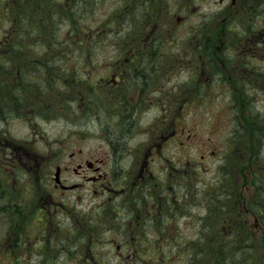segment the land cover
I'll list each match as a JSON object with an SVG mask.
<instances>
[{
    "label": "rangeland",
    "instance_id": "374dc122",
    "mask_svg": "<svg viewBox=\"0 0 264 264\" xmlns=\"http://www.w3.org/2000/svg\"><path fill=\"white\" fill-rule=\"evenodd\" d=\"M144 1L136 0L135 4L140 6ZM261 1L161 0L165 9L161 15L163 22H158L161 29H136L134 42L140 35L149 36L147 42H151L152 46L146 43L142 48L148 50L152 47V51L159 52V76L165 75L167 69H171L168 70L171 76L163 79L162 90L155 92L154 89L149 93L153 103L138 112V121L128 134L123 132L126 125L121 124L116 116V107H97V100L106 95L102 88L89 94L92 100L88 103L92 106L89 112L84 113V103L81 104L82 110L76 106L77 102L71 103L70 100L81 90L84 93L88 73L92 78L90 81L107 74L110 64L118 61L130 46L127 42H118L119 34L110 32L115 14L118 9H123L119 7L118 0H39L41 6L36 16L34 7L25 0L24 20L13 19V15L2 16V1L0 38L13 28L15 37L11 46L25 50V55H20L26 58L24 74L29 84L27 89L31 91V99L36 100L25 102L20 92H10L16 100L4 103L8 112L4 110L7 116L0 120V130L6 131L11 140L21 143L30 154L26 156L30 163H47L48 167L44 170L47 184L52 180L51 165L54 161L51 153L61 149V163L69 162L71 152H74L73 165L77 161L97 158L100 171L105 172L106 180L111 181L110 189L119 188L120 180L128 176L133 151L144 147L148 142L149 125L162 115L157 101L164 95H171L172 85L180 83L186 74L195 70V60H188L191 58L188 53L196 52L190 39L197 34L199 27L203 39L201 51H209L204 47L211 48V52L218 47L220 51L230 53L246 50L244 64L248 65L249 71L244 72L242 92L238 91V83L231 82L218 88V93L222 92L220 94L226 98H217L215 91L205 87L200 91L199 104L194 100L181 109L169 111L165 108V130L185 132L182 137L165 140L160 154L148 161L151 180L159 182V179H165V207L160 214H153L152 221L146 219L147 233L144 236L139 231L143 227L138 224L131 227L134 233L124 234L117 228L114 234L107 229L108 222L101 216L103 210L99 208L101 201L112 196L109 204L113 206V201L118 202L119 199L117 191H107L105 179H88L98 176L91 171L78 174L79 177L73 172L65 174L68 179L80 182L79 186L63 196L69 203H74L68 205L74 218L71 220L70 212L63 211L60 219L74 224V241L80 242L79 246L76 243L73 246L78 247L74 252L75 264H139L136 258L130 262L126 256L119 261L114 251L116 243H120L119 247L142 248L138 250L141 264L143 259H148L150 264H264V228L253 216L254 211L261 209L264 203V85L261 83L264 75V37L252 35L264 32V4L259 5ZM232 2L235 4L230 6ZM51 3L72 4L73 21L66 16L65 10L60 9L62 11L57 15L56 23L45 30L43 25L46 20L42 21V25L40 23L42 16H46L42 7L44 9ZM147 8L150 6L147 5ZM151 18L148 16L145 23L151 24ZM138 27H142L141 22ZM245 37L249 43L244 42ZM48 45L58 55L50 60V66H43L45 61L40 57L48 51ZM219 64L217 67L205 65L202 81L206 82L209 72L219 70L222 67L221 62ZM202 69L196 68L197 75ZM224 69L228 74V68ZM62 79L69 82L65 84ZM226 87L229 89L226 90ZM134 90L132 88L129 95H133ZM229 94L238 100L245 95L248 101L243 106H231L227 102ZM83 100L86 102L85 97ZM175 115L177 117L174 118ZM162 163L164 166L168 164L167 170L161 171ZM173 163L180 171L171 168ZM22 179L26 189L22 196L30 200L32 186L26 177L22 176ZM36 183L33 181L34 186ZM220 184L224 193L234 192L240 198L229 201L227 206L225 203L231 198L226 197L232 195H226L222 202L212 198L213 191ZM259 187L263 192L257 196ZM7 194L0 200V205L6 201ZM240 205L248 209L243 219L235 212ZM97 208L98 212L95 211ZM119 213V218L126 220L123 212ZM110 215L111 220H115V213ZM55 223L63 230V223L57 220ZM222 224L224 226L219 228ZM4 227L0 220V232ZM124 232L130 230L125 227ZM249 233L253 236L255 247H231L233 237L243 239ZM219 234L224 237L220 238L224 241L222 244L216 243ZM80 246L97 247L96 258L91 259V255L86 253V260L82 261L83 248Z\"/></svg>",
    "mask_w": 264,
    "mask_h": 264
},
{
    "label": "flooded vegetation",
    "instance_id": "af4514ba",
    "mask_svg": "<svg viewBox=\"0 0 264 264\" xmlns=\"http://www.w3.org/2000/svg\"><path fill=\"white\" fill-rule=\"evenodd\" d=\"M2 1L4 10L2 16L8 17L13 15V19L24 20L27 7L25 0H0V4ZM28 1L34 7L36 16V13L39 12L38 7L41 6L39 0ZM118 2L119 7H123V9L121 11L118 9L115 14L110 25V32L119 34L118 42H127L130 46L124 51L123 56L118 61L110 64L107 74L90 81L92 78L88 73L84 93L80 89L81 93L79 92L72 96L70 100L71 103L77 102L76 106L82 110L84 109L81 104L84 103L86 105L84 113L89 112L88 110L92 107L88 104L92 102L89 99V94L98 90L99 87L102 88L106 95H104V98L97 100V107H116V116H118L121 124L126 125L123 132L128 134L131 132V127L138 121V112L142 108H145V106L153 103L149 97V93L154 89H156L155 92L162 90L165 80L171 76L168 71L171 69L165 70L166 74L159 76V68H157V58H161L158 56L159 52L152 51V47L148 50L142 48L145 47L146 43H150L152 46L151 42H147L149 36L140 35L138 36V40L134 42V32L138 31L139 28L148 30L158 27L161 29L158 22H163L161 15L165 13V9L162 7L164 3L161 0H145L144 3H140V6H138V4H135L136 0H118ZM261 3H264V0L259 5ZM30 4L28 3L29 6ZM234 4L235 2H232L230 6ZM147 5L150 8H147ZM69 6L68 3H51L44 9L50 13L53 12V16L57 17L64 9L67 13ZM129 6H132V8ZM18 7L20 8L19 12H16ZM148 16L152 17L151 24H148L147 21L145 23ZM37 18L40 19V16L38 17L37 15ZM210 21L209 25L212 24ZM139 22L142 23V27L136 28ZM162 25L165 24L163 23ZM12 30L13 28H10L0 38V57H7L8 55L15 56L11 52L2 50L5 48L6 42L10 40ZM97 32L98 29L95 33ZM196 33L190 39V43L194 44L196 52H189L188 54L191 58L189 57L188 60H195V70L196 68L203 69L201 71L199 70L200 73L198 75L192 69L191 72L181 79L180 83L172 85L170 90L171 95H164L157 101L162 115L156 117L149 125L148 142L144 147L137 148L133 151L132 161L128 168V176L120 180L121 184L118 185L119 188L117 189H110L111 181L106 180V173L100 171V165L96 164V161H98L97 158L77 161L73 165L71 160L74 152H71L68 155L69 162L65 161L61 163L60 159L63 155L61 149H57L51 153L53 157L52 161H54L53 165H51L53 167L52 174L50 175L52 180L50 179V184L45 183L47 178L44 175V170L48 167L47 163H30L26 158L30 154L22 148L21 143L11 140L6 131L3 132V130H0V200L4 199L9 192L6 201L0 205V220L5 224L3 231L0 232V264H75L74 252L78 247L73 246L75 243L79 246L80 242L74 241V224L71 221L69 223L62 222L60 219H62L61 214L63 211L70 212L71 220L74 218L73 211L68 206L74 203H69L63 196L65 193L79 186L80 182L68 179L65 175L67 172H73L77 176L86 171L95 172L98 176L95 175L88 179L93 180L95 177L105 179L107 191L118 192L117 196L119 201H113V206L109 204V200L112 199V196H109L101 201L99 207L100 210H103L101 216H104V219L108 222L107 229L111 230L112 233L116 234L117 228L124 234L134 233V229L131 227H135L137 224L143 227L144 231L143 229L139 230L143 232V236L144 233H147L145 227L146 219L152 221L153 214L154 216L158 215V213L160 214L164 211L163 208L165 207L163 190L165 179H159V182L151 180L152 174L148 170V161L160 154L165 140L183 136L185 132L178 133L175 129L172 132L165 130V108L169 109V111L171 109H181L190 105V102L194 100L199 104L200 91L205 87H209L210 90L215 91V97L217 98H226L223 94H220L222 92L218 93V88L221 85L227 86L231 82L238 83V91L242 92V82H244L245 77L244 72L249 71L248 65L244 64L246 50L230 53L220 51L218 47L213 52L201 51L203 39L201 37L200 27ZM252 35L260 36L263 39L264 32ZM92 37L90 33V38ZM244 42L249 43L247 37H245ZM21 54H24V52ZM206 57L210 58L208 59ZM220 62L222 67L219 70L209 72V77L206 82L202 81L201 76L205 73V65L217 67L220 65ZM225 67L229 70L228 74L224 69ZM9 71L17 74L8 83L7 86L9 88L12 87L15 89V87L21 86L19 89H25V87L29 86L24 74L26 68H11ZM7 72L8 69L0 68V80H9ZM21 73H23L22 76L20 75ZM164 78L165 80H163ZM175 78H177L176 75ZM154 81L162 82L155 83L154 85ZM63 82L67 84L69 81ZM261 83L264 85V75L261 77ZM132 88H135L134 94L129 95V91ZM228 89L226 87V90ZM4 90H7V88L0 84V91ZM143 93H145V96ZM84 97L86 102L83 100ZM227 98V102L231 106H243L248 101L245 95L242 97V100L234 99L232 94H229ZM244 98L246 99L244 100ZM23 101L28 102L31 99L24 98ZM0 102V106H3L4 110L8 108L4 104L6 100H1ZM5 112H8V109ZM4 114L0 120L6 118ZM109 142L112 143L111 141ZM121 149L123 150L124 148L122 147ZM167 161L169 160L167 159ZM161 162H163V159ZM170 166L174 171H180L176 164L173 163ZM167 167L168 164L164 166L162 163L160 167L161 171L164 169L167 170ZM22 176L26 177V181L32 186L31 192L33 194L30 200H25L22 196V193H25L26 190L25 181H23ZM173 176L175 177L176 175ZM82 177L85 176L83 175ZM181 177L184 178V175ZM33 181L37 182L35 186L33 185ZM210 184L212 185L213 183ZM157 188L160 189L157 190ZM226 198H232V196ZM229 201L230 199L226 201V204ZM99 208L95 211L98 212ZM246 210L247 207L244 206L237 214L244 217L247 213ZM119 211L123 212L126 220L119 218ZM114 213L115 216L113 218L115 220L112 221L110 214ZM55 220L64 224L63 230L56 225ZM88 223H93V221H88ZM125 227L130 232H124ZM119 245L120 243H116L114 247L119 261H122V258L126 256L130 262H132L133 258L134 260L136 258L138 263L141 264V254L138 250L141 251L142 248L119 247ZM80 247L83 248L82 246ZM96 249L97 247H84L83 250L81 249L82 261H84V258L86 260L84 255L86 253L91 255V259L96 258ZM142 262L143 264H150L148 259H143Z\"/></svg>",
    "mask_w": 264,
    "mask_h": 264
},
{
    "label": "trees",
    "instance_id": "16d2710c",
    "mask_svg": "<svg viewBox=\"0 0 264 264\" xmlns=\"http://www.w3.org/2000/svg\"><path fill=\"white\" fill-rule=\"evenodd\" d=\"M50 14H52V13H50ZM72 18H73V16H72ZM72 18H71V15H70V20L71 21H73ZM14 35H15V33H11L10 34V40L8 42H6L7 44H6L4 49L7 52H11V54L15 55V56H9L8 55L7 57L6 56L0 57V68L1 69L2 68L8 69L7 75H8L9 80L8 81L0 80V84L4 85L5 88H7V90L0 91V101L1 100H6V102L16 100L15 97H13L11 94H9L12 91L20 92L22 100L24 98L27 99V91L25 89H19V88H21V86L20 87H15V89L12 88V87L9 88L7 86L8 83L11 82V78L13 76H17L16 73H11L9 70L11 68L19 69V68H25L26 67V64H24V61H26V58L22 57L20 55V53L25 52V50L21 49L19 46H16V47L15 46H11L12 45V41H14V37H15ZM91 35H92V33H91ZM46 48L48 49V51L43 52V54L41 53L42 55H41L40 58L45 61L44 64H42L43 66H50V60H53V58L55 56H57L58 53H56V50L52 51L51 50L52 48L50 47V45L46 46ZM46 59H48V60H46ZM47 69H49V68H47ZM20 75L22 76L23 73H21ZM2 93H4V95H2ZM7 93H8V96H7ZM3 114H4V108H3V106H0V116H2ZM221 188H222V185L219 186V189H221ZM257 190H258V195L257 196L262 194L263 191H262L261 187H259ZM226 195H232V198H231L230 202H233L234 198H237V197L240 196L239 194L234 193V192H227V193L224 194L223 192L217 191L216 193H214L212 195V198L213 197L214 198H218L222 202L223 198ZM221 208H223L222 204H221ZM254 212L252 211V213H254L257 216V220L259 219V223L262 225V229H263L264 228V203L262 204L261 209L259 208L258 210L254 211ZM219 228H221V227H219ZM219 228H218V230L220 232ZM220 234H219V237H217V242H216L217 244H222L224 242V241L220 240L221 237H222V239L224 238L223 236H220ZM251 235L249 233L248 236L244 237L243 239L240 236H235L232 239L230 238L231 242H232L231 247H255L254 243H253L254 242L253 241V236H251ZM214 236H217V235H214Z\"/></svg>",
    "mask_w": 264,
    "mask_h": 264
}]
</instances>
